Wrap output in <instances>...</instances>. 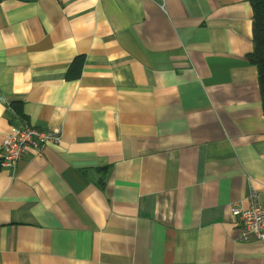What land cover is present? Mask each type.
Instances as JSON below:
<instances>
[{
    "label": "crops",
    "instance_id": "1",
    "mask_svg": "<svg viewBox=\"0 0 264 264\" xmlns=\"http://www.w3.org/2000/svg\"><path fill=\"white\" fill-rule=\"evenodd\" d=\"M250 0H0V264H264L230 205L264 203ZM22 106L25 118L12 103Z\"/></svg>",
    "mask_w": 264,
    "mask_h": 264
},
{
    "label": "built area",
    "instance_id": "2",
    "mask_svg": "<svg viewBox=\"0 0 264 264\" xmlns=\"http://www.w3.org/2000/svg\"><path fill=\"white\" fill-rule=\"evenodd\" d=\"M159 1L160 7L165 9L166 0ZM60 130H41L28 123L10 127L9 134L2 142L1 166L10 167L17 164L28 148L42 152L48 144H61ZM230 211L238 220L242 231L241 240H248L251 236L264 241V203L256 201L251 195L250 205L244 207L239 203L231 204Z\"/></svg>",
    "mask_w": 264,
    "mask_h": 264
},
{
    "label": "trees",
    "instance_id": "3",
    "mask_svg": "<svg viewBox=\"0 0 264 264\" xmlns=\"http://www.w3.org/2000/svg\"><path fill=\"white\" fill-rule=\"evenodd\" d=\"M253 7V42L254 50L247 55L250 64L255 65L258 70V80L262 96V106L264 111V0H250ZM17 116L25 118L22 106L18 103L11 104Z\"/></svg>",
    "mask_w": 264,
    "mask_h": 264
}]
</instances>
